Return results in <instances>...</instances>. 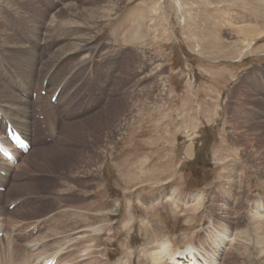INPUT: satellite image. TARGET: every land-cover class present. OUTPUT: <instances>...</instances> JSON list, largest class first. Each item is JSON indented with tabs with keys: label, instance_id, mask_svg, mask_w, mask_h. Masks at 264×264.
<instances>
[{
	"label": "rangeland",
	"instance_id": "rangeland-1",
	"mask_svg": "<svg viewBox=\"0 0 264 264\" xmlns=\"http://www.w3.org/2000/svg\"><path fill=\"white\" fill-rule=\"evenodd\" d=\"M184 1L0 0V87L34 86L29 120L0 97V137L12 107L32 146L0 176V261L153 264L157 226L198 264H264V34L247 45L232 28L260 29L264 1ZM88 19L102 21L84 36Z\"/></svg>",
	"mask_w": 264,
	"mask_h": 264
},
{
	"label": "bare ground",
	"instance_id": "bare-ground-1",
	"mask_svg": "<svg viewBox=\"0 0 264 264\" xmlns=\"http://www.w3.org/2000/svg\"><path fill=\"white\" fill-rule=\"evenodd\" d=\"M225 1H226V3H225ZM232 1V0H231ZM230 1V2H231ZM252 1V0H251ZM262 1H264V0H261V2ZM188 2V0H185L184 1V3H187ZM232 2H234V1H232ZM191 3H193V4H195L196 5V2L193 0ZM225 3V5L228 3L227 2V0H223V2H222V0L221 1H219V2H217V4H224ZM251 3H253V2H251ZM259 3V2H258ZM263 3V2H262ZM261 3V4H262ZM229 4V3H228ZM248 4H250V3H248ZM260 4V3H259ZM224 5V6H225ZM263 5H264V3H263ZM185 7V6H184ZM260 7V6H259ZM113 8H117V3H114L113 4ZM226 8V7H225ZM258 9V8H257ZM92 9H90V10H88V9H84V11L85 12H87V13H89L90 11H91ZM264 12V11H263ZM113 13H114V11H111V14L110 15H113ZM258 13H261V12H258ZM257 13V14H258ZM238 15H241L240 16V18H236V19H241V18H244V16L242 15V14H238ZM263 15V14H262ZM262 15H260V16H262ZM191 16H193L194 18H196V15H195V12H194V14L192 15V14H190L189 15V13H188V18H190ZM110 16H108V17H106V18H109ZM76 18V20H78L79 19V16H76L75 17ZM101 21H102V19H99V20H91L90 22H89V19L86 21V24L88 25V27H87V29H88V33H86L84 36H88V35H90L91 34V32L92 31H95V29H96V27L97 26H99V24L101 23ZM259 21V20H258ZM103 22H104V20H103ZM232 22V21H231ZM253 22V21H252ZM90 23V24H89ZM234 23V25L232 26V28H233V30L234 31H236V32H239V33H241L242 34V36H243V42H244V44H247V45H249L251 42H253L254 41V39L255 38H257V37H259V36H262L263 34H264V21H262V22H258V23H256V25H260L259 27H260V29L259 28H255V27H250V28H246V27H244V24H242V25H239L238 23H235V21H233L232 22V24ZM254 23H255V21H254ZM51 37V36H50ZM61 38H63V37H61ZM50 39V38H49ZM83 39H84V37H79V38H76L75 40H73L72 42H71V44H73V45H76V46H78L77 44H76V42H78V43H80L81 44V42L83 41ZM45 40V39H44ZM71 46L72 48H75L76 46ZM261 45V44H260ZM260 45H258L256 48L257 49H262V48H264V46H260ZM6 48H8L9 49V46H7ZM80 49H82L83 50V48H82V46H81V48ZM33 51H35L34 49H32ZM32 50H30V53H31V51ZM66 51H64L62 48H60L57 52H56V54H54L55 56H53V58L52 59H58V58H62V57H64V54L63 53H65ZM20 53H22V54H25L26 55V53H24V52H20ZM32 54V53H31ZM52 54V53H51ZM34 56V55H33ZM16 57H17V55H16ZM88 58V57H87ZM17 63L15 64V63H13L11 60V63H12V65L14 64V66H15V68L16 69H14V70H22V68L24 67V65L27 63V60L25 59V58H23V59H20V58H18L17 57ZM5 61H7V60H5ZM59 61V60H58ZM9 62V61H8ZM45 62V61H44ZM56 62V61H55ZM85 65V64H84ZM77 67V66H76ZM41 68V67H40ZM48 70V69H47ZM46 70V71H47ZM48 73V72H47ZM21 79H24V80H26V83L27 84H31V85H35V79H34V69L32 68V67H29L28 65L23 69V71L21 72ZM45 77V76H44ZM42 78V77H41ZM43 79V78H42ZM40 81V80H39ZM43 82V81H42ZM58 83V82H57ZM5 84V83H4ZM59 84V83H58ZM12 85H14V90H12V89H8L9 88V86H8V88L6 89L5 87H0V97L2 96L3 97V99L5 100V101H7V102H11V103H14L15 104V106L17 105V103L19 102L20 104H23V108H25V112H24V117L26 118V120H29L28 119V115H26V113H27V111H28V109H29V99L31 98V91H32V88L34 87H32L31 88V90H29V95H27V94H25L26 93V91H25V89H24V86H23V84L21 83V82H19L18 84H15V82H12ZM1 86V85H0ZM16 90V91H15ZM18 91H20V92H23L22 93V95L25 97V98H22L21 96H19V97H17V92ZM39 91V93H40V91H41V88H40V90H38ZM35 93V92H34ZM2 99V100H3ZM42 99L43 98H41L40 96H38L37 97V99H36V101H42ZM48 99V98H47ZM4 101V102H5ZM50 101V98H49V100H48V102ZM61 102V101H60ZM6 103V102H5ZM40 103V102H39ZM45 104V103H44ZM42 105V106H40L39 108H40V110L42 111V113H46L44 116H49V124L47 123V125H49V127H48V129L51 131L52 130V128H54L53 126L51 127V124H50V117L51 116H54L53 115V113L52 112H49V106H45V105ZM7 105V104H6ZM11 105V104H10ZM14 106V107H15ZM38 108V107H37ZM131 108V107H130ZM11 109H12V107H11ZM11 109L8 111V115H9V117L10 118H7L8 120H10V121H12L13 122V124H14V126L16 127V129L18 128V129H20L21 131H25V128H27V132H20L18 129V132H19V134H21L26 140H28V128H29V122L28 121H23L21 124H19V123H17L16 122V120H15V118H14V114L11 112ZM17 109V108H16ZM18 110H19V108H18ZM2 111V110H1ZM7 111V110H6ZM17 111V110H16ZM131 111H133V110H131ZM55 112V111H54ZM41 113V112H40ZM130 113V112H129ZM135 113V112H134ZM43 114H41V116H42ZM7 116V115H6ZM16 117V116H15ZM19 117V116H18ZM17 117V118H18ZM248 117V116H247ZM38 118V117H37ZM6 118H3L2 119V122L4 121V122H9L8 120H7ZM45 119V118H44ZM43 119V120H44ZM54 119V118H53ZM52 119V120H53ZM39 120V119H38ZM35 121V120H34ZM33 121V122H34ZM54 121V120H53ZM101 121V120H100ZM44 122H46V120L44 121ZM10 123V122H9ZM31 123V122H30ZM43 124H45V123H43ZM34 125V124H33ZM45 126V125H44ZM42 130V129H41ZM48 130V131H49ZM70 133V132H69ZM73 134H74V136L76 137V132L75 131H73L72 132ZM51 134V133H50ZM57 138V137H56ZM4 139V137H0V140L2 141ZM41 149V148H40ZM30 150H31V148H30ZM29 151V150H28ZM28 151H27V153H28ZM15 152H18L17 154L15 153ZM26 153V154H27ZM23 155H25V154H20V152L19 151H14V157H15V159L16 158H19V157H21V156H23ZM30 155H27V156H25V157H29ZM1 157V156H0ZM8 163H10V164H12L11 162H7L6 160H4L3 158H2V162L0 163V172H2L3 171V168H5V169H7L6 168V165L8 164ZM134 169H136V171H142V165H139V166H137L136 168H134ZM135 171V172H136ZM5 175V174H4ZM134 177V176H133ZM2 181H5L4 179H0V182H2ZM129 183H130V180H129ZM198 195H199V193H198ZM195 198H197V201H198V197H195ZM196 201V202H197ZM12 204V203H11ZM6 206V205H5ZM20 208V207H19ZM27 210V209H26ZM232 210V212H235L234 210H236L235 208H232L231 209ZM263 210H264V207H263ZM15 211H16V209H15ZM259 211H260V209H259ZM261 212V211H260ZM15 213V212H14ZM262 213V212H261ZM261 217H264V213H262V216ZM151 223V222H150ZM255 223H256V226H255V228H254V232H255V234H257L258 235V238H257V236H256V241L257 240H261L260 241V243L261 242H263L262 240H264V219L263 220H256L255 221ZM224 225V224H223ZM222 225V226H223ZM253 225H255V224H253ZM27 226V225H26ZM25 226V227H26ZM94 227V226H93ZM14 228V227H13ZM157 226H154L153 228H151L152 230L150 231V233H149V240L150 241H152V242H156V243H158L157 244V249L159 250L158 252L156 251V253H154L153 254V259H154V262H153V264H164V263H162V262H165V261H163L165 258H167V260H168V262H167V264H170V263H172V264H188L189 263V261H190V259H188L187 258V255H189L190 257H193L192 256V253H191V249H190V245H186V247L181 251V252H176L175 250H172L170 247H169V245H168V242L167 241H164L162 238V240H158V238L161 236V232H158L157 231ZM214 229H216L215 227H213ZM229 228L230 229H233V228H235V230H236V227L234 226V225H231V224H229ZM27 229V228H26ZM221 229V226L220 227H218L217 228V234L216 235H221L224 239H225V242H228V240H230L231 242H233L234 241V239H230V234L229 233H227L226 231L228 230H226V231H224V230H220ZM223 229V228H222ZM24 230V229H23ZM234 230V231H235ZM88 233V232H87ZM234 233V232H233ZM240 234L241 233H243L242 231L241 232H239ZM121 234V233H120ZM239 234V235H240ZM87 237V236H86ZM80 238V237H79ZM82 238V237H81ZM89 238V237H88ZM235 238V237H234ZM90 239H92V237L90 238ZM89 239V240H90ZM87 242H89V241H87ZM170 242V241H169ZM10 243V242H9ZM201 243V242H200ZM258 243V242H257ZM152 244H154V243H152ZM233 244V243H232ZM259 244V243H258ZM257 244V245H258ZM171 246V245H170ZM240 245H237V247H239ZM203 246H201V248H202ZM51 251V250H50ZM49 251V252H50ZM79 251H80V249H79ZM235 251V250H234ZM90 252V251H89ZM57 252H55V254H56ZM35 254V253H34ZM54 254V255H55ZM58 254H60L59 252H58ZM93 254V253H92ZM57 255V254H56ZM55 255V256H56ZM89 257H90V255H88ZM94 256V255H93ZM19 257V258H18ZM18 257L16 258V262L17 263H13V262H11V261H2V259H1V261H0V264H34V262H36V261H34L33 263H31L30 262V260H31V257L30 258H28L23 252H20V254L18 255ZM85 257V256H84ZM182 257H185V259L183 258L182 259ZM40 258V257H39ZM49 258V257H48ZM53 258V257H52ZM51 258V259H52ZM56 258V257H55ZM59 258V257H58ZM88 258V257H87ZM10 259V258H9ZM194 259H195V257H194ZM48 260H50V258L49 259H45V261H44V264H46L47 262H49ZM54 260V259H53ZM87 260V259H86ZM92 260H93V258H92ZM133 262V261H132ZM148 262V261H147ZM70 263V262H69ZM89 263V262H88ZM95 263V262H94ZM96 264V263H95ZM98 264V263H97ZM189 264H192L191 262L189 263ZM194 264H198L197 263V261H195V263Z\"/></svg>",
	"mask_w": 264,
	"mask_h": 264
}]
</instances>
